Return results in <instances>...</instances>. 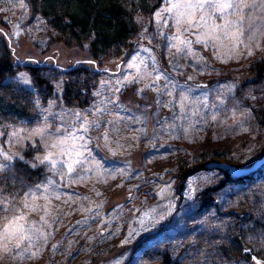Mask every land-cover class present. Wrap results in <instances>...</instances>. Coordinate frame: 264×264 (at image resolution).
Returning <instances> with one entry per match:
<instances>
[{"label":"rangeland","instance_id":"rangeland-1","mask_svg":"<svg viewBox=\"0 0 264 264\" xmlns=\"http://www.w3.org/2000/svg\"><path fill=\"white\" fill-rule=\"evenodd\" d=\"M135 1L136 35L98 60L80 105L58 70L47 89L25 71L9 81L36 91L38 115H0V264H250L237 237L264 259V166L242 182L207 167L264 155V78L249 73L264 0ZM46 23L29 0H0L23 60L90 65Z\"/></svg>","mask_w":264,"mask_h":264},{"label":"trees","instance_id":"trees-1","mask_svg":"<svg viewBox=\"0 0 264 264\" xmlns=\"http://www.w3.org/2000/svg\"><path fill=\"white\" fill-rule=\"evenodd\" d=\"M29 2L34 13H40L47 21L46 24L51 31L53 30L62 40L60 43L66 47H80L86 50L92 59L90 65L72 68L61 67L55 61L51 64L47 59L42 62L29 63L28 59L23 60V54L28 51L27 47L22 45L23 52L19 51L9 33L0 27V36H4L7 44L0 51V115L8 116L11 114V116L22 120L33 121L38 115L33 102L36 91L31 87L23 86L16 89L9 83L18 72L29 73L34 86L38 89H47L49 88L46 79L48 71L58 70L63 75L64 81L68 82L64 91L67 93L68 100L72 99L80 105L83 94L90 93L88 87H91V75L94 73L101 74L98 68L100 66L98 60L104 56H112L113 54L110 53L120 52L121 49L127 47L137 30L132 21L133 16L126 6V0H29ZM135 2H139V5L145 8L150 0H137ZM116 55L118 54L116 53ZM250 68H252L249 70L250 74L255 73L258 80H263L264 60L253 64ZM77 80L81 81L79 86L75 84ZM17 165L20 169L16 171V178L22 180L27 175L31 180L26 179L27 185L33 184V178L36 177L37 172L30 170L27 166H21L19 163ZM205 167L203 166V168ZM33 172L36 174H32ZM185 176L186 174L183 175V180ZM252 176L235 179L232 174L227 172L226 181L242 182L252 178ZM7 178L16 179L11 176ZM203 196L209 200L208 203L215 202L214 198L210 196L208 198L207 192H204ZM205 199H203L204 203L207 202ZM242 216L243 214L240 215V217ZM235 242L239 244L241 257L244 260L250 264H264V259L256 254L253 247L247 245L241 237H237ZM230 253L234 252L225 248V254L231 257Z\"/></svg>","mask_w":264,"mask_h":264},{"label":"water","instance_id":"water-1","mask_svg":"<svg viewBox=\"0 0 264 264\" xmlns=\"http://www.w3.org/2000/svg\"><path fill=\"white\" fill-rule=\"evenodd\" d=\"M264 166V155H262L258 160L249 165L248 167H237L229 163H212L207 167L209 169H220L224 172L232 174L235 179L247 178Z\"/></svg>","mask_w":264,"mask_h":264},{"label":"bare ground","instance_id":"bare-ground-1","mask_svg":"<svg viewBox=\"0 0 264 264\" xmlns=\"http://www.w3.org/2000/svg\"><path fill=\"white\" fill-rule=\"evenodd\" d=\"M50 29V28H49ZM51 30V29H50ZM56 31H57V29H56ZM53 34V33H52ZM50 35V34H49ZM59 38V37H58ZM60 39V38H59ZM67 42V41H66ZM69 43V42H68ZM72 45V44H71ZM76 47V46H75ZM43 51V50H42ZM41 51V52H42ZM214 69V68H213ZM81 72V71H80ZM51 76V75H50ZM48 77V76H47ZM50 80V79H49ZM51 81V80H50ZM38 122V121H37ZM166 221V220H165ZM158 224V223H157ZM172 246V245H171ZM164 248V247H163Z\"/></svg>","mask_w":264,"mask_h":264}]
</instances>
